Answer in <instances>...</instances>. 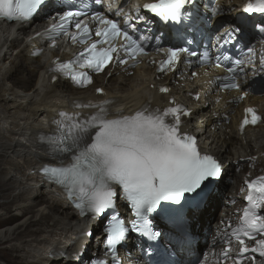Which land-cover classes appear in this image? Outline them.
Instances as JSON below:
<instances>
[{"label":"snow or ice","instance_id":"obj_1","mask_svg":"<svg viewBox=\"0 0 264 264\" xmlns=\"http://www.w3.org/2000/svg\"><path fill=\"white\" fill-rule=\"evenodd\" d=\"M46 2L0 0V17L25 23ZM196 7L195 0H155L143 5L144 10L163 24L186 34L195 33L210 24V17L200 16ZM60 11L62 14L58 20L43 35H68V29L74 27L76 33L70 38L73 42L85 43L91 29L78 18L87 13L74 11L71 7ZM244 11L264 14V0H250ZM93 19L103 26L95 28L96 39L87 43L75 59L60 62L54 69L79 87L92 83L89 72L100 73L113 61L120 65L126 64L128 59L135 62L137 56L146 54L150 39L138 28L141 22L147 24L146 17L142 15L126 17L121 23L96 11ZM256 28L264 33V24H257ZM147 30L150 31V27ZM243 31L242 26L236 24L226 29L218 39L227 44L238 43ZM154 39L155 50L164 54L163 59L154 62L158 73L175 71L182 57L199 56L188 46L193 43L191 40L164 47L162 36ZM247 51L250 54L254 52L251 47ZM215 62L217 67H225L229 73L217 77L219 86L222 89H239L237 74L244 72L246 60L221 53L215 57ZM260 63L264 68V57ZM159 90L168 92L166 87ZM96 92L102 94L103 90L98 88ZM196 99H199L198 95ZM111 103L77 104L78 108L96 109L88 116L59 113V118L52 122L53 131L39 137V142L46 146V155L56 158L58 164L42 166L40 174L65 191L81 217L91 215L100 221L105 253L111 257V264H117L118 245L128 234H138L149 242L157 241L163 235L154 230L150 218L153 214L162 213L167 218L183 222L188 210L206 206L211 200L212 185L221 177L223 169L212 155L201 154L195 136L182 131V117L190 113L174 100L169 101L170 106L163 110L142 107L134 114L117 113L110 119L107 105ZM260 119L255 109L246 108L241 130L246 125H255ZM246 184L249 191L245 199L249 206L244 209L239 226L231 228V235L225 239L226 246L220 254L223 260L231 259L232 264H243L252 253L264 257V214L261 213L264 209V177L246 181ZM120 199L127 202L134 215L128 224L115 212ZM86 235L90 237L92 233ZM246 240L254 241L255 246L249 247ZM232 241L239 245L234 258ZM151 247L150 244L149 251ZM74 256L78 262L80 254L75 253ZM252 259L254 262L256 257ZM90 264L110 262L90 258Z\"/></svg>","mask_w":264,"mask_h":264},{"label":"bare ground","instance_id":"obj_2","mask_svg":"<svg viewBox=\"0 0 264 264\" xmlns=\"http://www.w3.org/2000/svg\"><path fill=\"white\" fill-rule=\"evenodd\" d=\"M245 1L220 2L216 12L210 15L208 33L225 32L235 25V15ZM148 2L151 0H129L128 4L118 5L117 13L130 17L134 12L139 13L158 30L152 17L143 11L137 12ZM108 17L114 19L113 15ZM42 26V23L30 27L21 25L13 30L0 26V264H79L75 253L87 260L100 247L99 234L86 235L98 229L100 223L96 219L76 218L57 191L31 174L43 164H50L35 137L48 132L59 113L81 116L89 113L76 107L77 104H87L88 100L112 101L108 112L113 116L131 113L143 104L163 110L174 100L190 113L182 117V130L196 136L199 146L223 164H230L240 149L246 146L255 149L264 142V132L256 139L248 135L240 140L233 132L244 105L248 103L264 110V96L239 102V92L216 91L214 78L221 72L214 69L188 70L181 66L153 77L152 68L143 62L131 76L129 71L108 69L95 77L92 87L83 90H75L65 81L51 84L49 79L42 80V73L53 60L68 58L58 53L61 46L55 52L46 50L37 37ZM42 47L43 54L34 57L33 49ZM193 72L197 75L193 76ZM161 87H166L168 92H160ZM98 88L103 90L102 94L96 92ZM222 169L205 208L186 212L198 236H203L206 223L214 216L212 210L216 211L224 200L219 202L227 188L225 179L230 167L224 165ZM116 206L126 211L119 203ZM196 225H199L197 229ZM127 243L133 262L140 264L136 240L130 237ZM58 254L65 256L54 258Z\"/></svg>","mask_w":264,"mask_h":264}]
</instances>
